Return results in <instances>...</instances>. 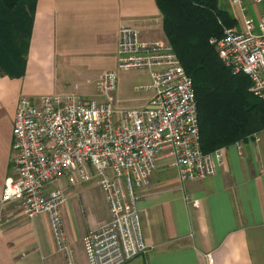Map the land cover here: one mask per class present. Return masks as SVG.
<instances>
[{"label":"crops","instance_id":"crops-1","mask_svg":"<svg viewBox=\"0 0 264 264\" xmlns=\"http://www.w3.org/2000/svg\"><path fill=\"white\" fill-rule=\"evenodd\" d=\"M233 18L237 26L240 20ZM121 26L134 28L143 43L165 40L154 0L34 1L23 73L0 74V195L4 178L12 173L10 130L18 96L99 98L100 75L117 71ZM150 96L151 91L138 108ZM222 153L223 163L213 176L182 182L171 158L157 155L147 186L137 190L146 251L125 264H264V131L222 148ZM88 182L97 186L94 179ZM86 183L72 187L61 179L53 185L67 197L69 187L79 192ZM100 193L103 215L85 224L76 202L59 207L69 259L56 250L45 214L28 218L16 203H0V264H87L81 238L109 219ZM185 196L197 207L185 202Z\"/></svg>","mask_w":264,"mask_h":264},{"label":"built area","instance_id":"built-area-1","mask_svg":"<svg viewBox=\"0 0 264 264\" xmlns=\"http://www.w3.org/2000/svg\"><path fill=\"white\" fill-rule=\"evenodd\" d=\"M226 1L244 11L243 0ZM208 42L221 64L245 75L248 91L264 101V13L254 22L242 15L236 28H223ZM115 67L147 70L151 96L142 107L114 105L108 96L116 88L114 71L96 82L100 102L72 95L18 96L10 130L12 173L0 195V203H16L28 218L45 214L56 250L69 259L59 213L65 196L53 183L62 179L73 186L94 179L109 219L81 238L87 264H125L146 251L137 190L147 186L158 154L171 158L180 182L213 176L223 163L222 148L200 150L192 82L166 40L143 43L134 28L121 26ZM184 200L197 207L187 196Z\"/></svg>","mask_w":264,"mask_h":264},{"label":"trees","instance_id":"trees-1","mask_svg":"<svg viewBox=\"0 0 264 264\" xmlns=\"http://www.w3.org/2000/svg\"><path fill=\"white\" fill-rule=\"evenodd\" d=\"M35 0H0V74L20 77L25 66ZM165 40L192 82L199 146L207 154L264 131V101L231 73L208 40L236 20L217 0H154Z\"/></svg>","mask_w":264,"mask_h":264},{"label":"rangeland","instance_id":"rangeland-1","mask_svg":"<svg viewBox=\"0 0 264 264\" xmlns=\"http://www.w3.org/2000/svg\"><path fill=\"white\" fill-rule=\"evenodd\" d=\"M217 3L219 7L228 10L233 17L239 20L241 16L244 15V17L254 22L256 13L264 11V4H255L251 0L242 1L241 5L244 11L241 13L234 6L229 5L226 0H217ZM236 27L237 26H235V28ZM149 83L150 78L147 70H117L116 90L115 92H108V96H110L112 100L117 101V105L114 104L117 107L131 108L135 106V108H138L143 102L142 98L150 93V90L145 87ZM84 100L100 102L103 101L104 98L99 97L93 99L85 97ZM84 186L85 188L79 190V192L76 186L74 189L69 187L67 197L65 196L64 201L65 203L73 201L76 202L79 207H82L79 212V218L85 224L87 220L98 219L103 215L104 204L103 201H101L102 196L99 188L94 185V182H87L83 187ZM75 191H77L78 194L73 195Z\"/></svg>","mask_w":264,"mask_h":264}]
</instances>
